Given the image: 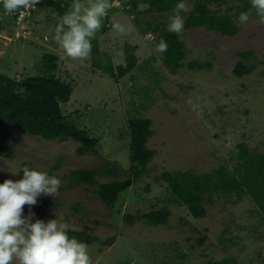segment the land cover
I'll return each mask as SVG.
<instances>
[{"label":"rangeland","instance_id":"1","mask_svg":"<svg viewBox=\"0 0 264 264\" xmlns=\"http://www.w3.org/2000/svg\"><path fill=\"white\" fill-rule=\"evenodd\" d=\"M194 1L186 0L189 12ZM241 2L229 0L233 6ZM247 13V23L237 18L240 32L235 37L205 28L184 30L181 40L189 53L184 67L173 73L155 51L156 34L147 33L152 39L142 34L148 17L113 12L111 25L119 22L132 31L121 35L112 27L103 32V24L92 40L89 59L80 62L66 58L54 40L62 16L49 3L42 6L31 21L30 39L10 42L0 37V72L22 74L21 80L37 76L42 74L44 54L58 56L62 63L57 75L73 86L69 103L61 105L63 114L100 139L98 154L80 156L81 144L73 139L45 141L14 132L7 142L13 153L0 151V183L22 179L24 167L57 176L62 182L59 194L38 198L33 221L57 218L69 230L94 237L88 245L93 264H205L225 259L264 264V223L250 197L217 194L206 201L208 215L196 219L174 201L161 177L165 171L202 175L230 168L238 162L240 144L264 153V23L254 9ZM168 17L160 21L165 30ZM9 31L2 36L9 38ZM245 52H251L243 61L250 72L236 76L239 54ZM193 62L202 67L191 69ZM129 63L135 67L120 77L118 67ZM109 67L116 71L115 78L105 71ZM136 117L152 121L154 133L147 147L155 155L142 176L108 208L96 187L77 186L70 174L81 169L96 172L107 165L112 172L99 178L100 183L111 182L114 175L119 181L133 178L128 121ZM161 209L171 214L164 225L140 219ZM28 211L25 206V216ZM111 238L115 242L108 245Z\"/></svg>","mask_w":264,"mask_h":264},{"label":"trees","instance_id":"2","mask_svg":"<svg viewBox=\"0 0 264 264\" xmlns=\"http://www.w3.org/2000/svg\"><path fill=\"white\" fill-rule=\"evenodd\" d=\"M124 1L123 9L111 8L110 13L124 10L129 16L148 17L144 27L141 26L142 34H156L153 38L155 43L163 38L168 43V50L162 54L165 65L173 73L183 68L189 51L181 40L182 35L178 36L160 27V21L166 16L173 15V9L180 0ZM73 3L74 0H55L49 4L59 16L63 17ZM229 5V0H195L190 12L181 13L185 15L184 30L205 28L221 36L235 37L240 32L237 24L239 14L248 12L252 7L247 0H242L235 6ZM225 6H227L226 9H224ZM135 22L141 25L139 20L136 19ZM1 25L0 23V32L3 27ZM111 28L112 26L109 29ZM107 29L104 26L102 31L106 32ZM250 54L251 52L239 54L241 60L233 71L236 76H243L250 72V68L243 64ZM61 63L62 60L58 56L46 53L42 57L43 69L40 75L21 80L22 74L10 77L0 72L1 152L13 153L7 142L13 138L14 132H20L45 141L73 139L81 144L78 149L80 156L87 153L98 154L100 139L78 128L63 114L61 105L69 103L73 86L57 75ZM134 67L135 64L130 63L126 68L119 66L118 74L123 77ZM189 67L201 68L202 65L193 62L189 64ZM105 71L110 77H116L113 67L106 68ZM128 129L133 178L119 181L114 175L115 178L111 182L100 183L99 178L112 172L107 165H103L96 172L81 169L72 171L70 174L75 185L96 187V193L108 208H112L119 196L131 188L133 181H137L142 176L155 155V152L147 147L154 133L151 120L141 117L132 118L128 121ZM58 166L56 164L54 168L57 169ZM161 177L168 183L174 201L180 206L187 207L193 218H205L208 215L206 201H211L213 196L222 194L227 197L236 196L239 199L250 197L264 223V153H253L244 144L239 145L238 162L230 168L223 166L202 175H196L190 171H165ZM170 215L167 209L153 210L141 215L140 219L158 226L166 224ZM128 220L132 222L134 218L128 217ZM68 235L87 245H91L95 239L84 232L74 230H69ZM113 242L115 239L111 238L106 243L111 245ZM233 263V260L225 259L222 262L210 261L205 264Z\"/></svg>","mask_w":264,"mask_h":264},{"label":"clouds","instance_id":"3","mask_svg":"<svg viewBox=\"0 0 264 264\" xmlns=\"http://www.w3.org/2000/svg\"><path fill=\"white\" fill-rule=\"evenodd\" d=\"M41 0H2L5 14L13 15L22 10L34 9ZM252 9L264 23V0H250ZM112 8L110 0H74L71 10L66 12L55 26L54 40L66 58L80 62L89 59L92 40L103 27V18ZM188 13L186 0H180L168 17L167 31L182 35ZM239 22L249 21V14L241 12ZM121 35L132 31L130 26L119 22L112 25ZM168 43L162 38L155 44V51L163 54ZM22 179H5L0 183V264H93L88 245L69 237V226L57 218L47 222L33 219L32 207L41 196L56 197L61 180L55 175L24 167ZM13 175L17 173L13 172ZM28 206V214L24 208Z\"/></svg>","mask_w":264,"mask_h":264},{"label":"built area","instance_id":"4","mask_svg":"<svg viewBox=\"0 0 264 264\" xmlns=\"http://www.w3.org/2000/svg\"><path fill=\"white\" fill-rule=\"evenodd\" d=\"M52 1L55 0H41V2L37 4L34 9L22 10L23 15H21L20 12H17L13 15H7L5 14L2 0H0V23L3 25L0 32V37L8 40L11 39L10 42H18L30 39L33 35L32 28L30 27L31 21L42 6L46 5L47 3H51ZM110 2L112 3V8L121 10L125 7L124 0H110ZM111 15L112 14L110 11H108V15L103 18V24L108 29L112 26L109 21ZM6 30H10L9 32L11 36L9 38L4 37L1 34ZM145 38L152 39L153 36L152 34H147ZM44 41H48V38L44 37Z\"/></svg>","mask_w":264,"mask_h":264}]
</instances>
